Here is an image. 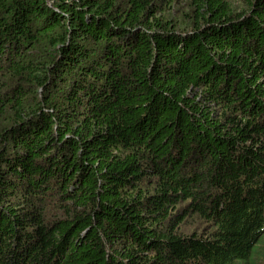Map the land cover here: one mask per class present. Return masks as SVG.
Segmentation results:
<instances>
[{
    "label": "trees",
    "instance_id": "16d2710c",
    "mask_svg": "<svg viewBox=\"0 0 264 264\" xmlns=\"http://www.w3.org/2000/svg\"><path fill=\"white\" fill-rule=\"evenodd\" d=\"M262 258L264 0H0V264Z\"/></svg>",
    "mask_w": 264,
    "mask_h": 264
},
{
    "label": "rangeland",
    "instance_id": "374dc122",
    "mask_svg": "<svg viewBox=\"0 0 264 264\" xmlns=\"http://www.w3.org/2000/svg\"><path fill=\"white\" fill-rule=\"evenodd\" d=\"M227 1L231 4L232 8H234L236 10L241 9L243 7V0H227ZM194 228L201 229L202 226L199 223L194 222V218H192V219H190L187 222V225L185 226V229H187V230H193ZM260 263L261 264H264V258H262L260 260Z\"/></svg>",
    "mask_w": 264,
    "mask_h": 264
}]
</instances>
